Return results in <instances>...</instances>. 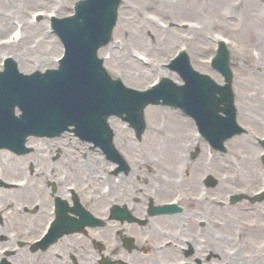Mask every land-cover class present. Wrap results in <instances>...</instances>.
<instances>
[{
	"label": "flooded vegetation",
	"instance_id": "flooded-vegetation-1",
	"mask_svg": "<svg viewBox=\"0 0 264 264\" xmlns=\"http://www.w3.org/2000/svg\"><path fill=\"white\" fill-rule=\"evenodd\" d=\"M58 138L24 156L0 149V262L218 264L217 201L209 193L216 195L217 180L205 184L200 163L178 171L179 163L161 154L119 147L126 170L115 172L120 164L108 161L103 192L102 184L91 187L86 165ZM210 168L205 174L217 179V167ZM168 202L177 208L152 211ZM113 204L135 218L113 217ZM88 212L98 223L89 222Z\"/></svg>",
	"mask_w": 264,
	"mask_h": 264
},
{
	"label": "rangeland",
	"instance_id": "rangeland-1",
	"mask_svg": "<svg viewBox=\"0 0 264 264\" xmlns=\"http://www.w3.org/2000/svg\"><path fill=\"white\" fill-rule=\"evenodd\" d=\"M72 2L73 0H0V18H2L0 19V56L7 50L12 53L17 52L15 58L19 68L24 71L53 66L56 57L62 51V47L59 40L50 31L48 15L49 13L58 16L68 14L71 11ZM153 3V7L156 6L157 8L155 9H160V11L156 10L158 14H155L153 7L147 10L149 15L148 27L147 30H142L140 31L142 33H139L141 42L132 43L125 40L124 35L118 38L116 36L118 26H116L113 30L112 40L106 46L100 48L98 54L104 57V65L111 74L120 76L130 86L143 88L161 76H170L177 79V75L164 67L163 63L173 56L178 49L183 47L188 52L195 69L209 74L215 81L221 83L222 76L211 67L210 58L215 53L216 41L219 39L225 40L233 73L232 88L235 93L237 120L244 127L245 132L227 140L225 142L226 152L215 157L220 184L218 199L221 201L220 197L226 195L229 192V188L233 187L231 185L227 186V180L224 177L226 173H231L236 165L244 168L246 156L248 157L249 154L252 155L255 152L259 158L262 151L261 146L257 143V138L264 136V53L259 48L252 49L253 56L259 63L258 67L250 66L251 61H254L253 58L244 61L248 65L247 67L245 65L240 66L238 58L234 56L232 44L234 42L237 43L235 49L245 46L246 41L244 38L242 39V32H220L219 27L213 22H221L224 17L232 21L234 17H238L241 20L242 15L246 11L260 12L261 10L263 17H260V20L264 23V1L156 0ZM196 7L199 8L198 12L193 9ZM122 8L123 4H121V14ZM142 10L140 9V11ZM162 10L167 13L170 10L173 12H170V17L167 18V15ZM215 10L216 12H214ZM193 24H201L203 25V30L209 32L210 35L213 34L210 39L207 38L208 42L203 43L204 46L202 48H200L201 41L204 42L202 37L207 33L194 30L191 26ZM16 28L20 30V35L17 39L1 40L6 37L7 33ZM197 41L199 43L194 44ZM251 48H253L252 44ZM151 108L166 109L167 107L149 105L145 109L146 128L142 135V141L138 143L139 146L157 148L155 152L162 153V157L167 158L169 156L168 150L166 151L160 147L171 148L172 146L173 149L177 147L175 151H178L179 147L191 146L201 140L200 137L195 135L194 128L188 126L187 136H178V139L172 142L165 141L164 136L169 134V127L168 121L162 119L163 116L154 118V121H156L154 124L160 125L161 130L149 131L152 119H149L150 116L148 117V110ZM176 111L178 112V110ZM166 115L169 116V114ZM172 115L174 116L175 113L172 112ZM176 117L188 123L190 121L188 117L182 114ZM115 122L118 123V126L115 124L117 128L114 126V129L120 130L123 136H129L128 128L122 127V124L117 120ZM198 143L202 144L200 156L203 162V146L205 144L203 142ZM37 145L40 146L38 143ZM171 154H174V151ZM174 157L176 158V154ZM177 158L174 160L175 162L178 161ZM258 158L255 160L253 169H250L249 172L254 178L257 176L263 177L262 175L264 174V168ZM90 164L91 172L97 170L94 162ZM245 167L247 168V166ZM96 180V177L91 179V183H96ZM256 186L257 184L252 185L250 192L255 190ZM242 206L239 205L238 207L242 209ZM242 210L239 214L235 213V211L225 208L223 203L219 202L217 212L218 229L225 232L227 230H235L234 241L227 243L225 250L232 247L230 250L234 253L239 247L243 255L251 254V260H253L258 253L256 249V246L259 245L258 242H261L260 245H264V241L262 242L261 239L254 241L251 238H246L243 228L251 225L253 221L257 220L255 218L258 217L254 214H245V211ZM249 218L253 219L246 224L245 221ZM231 221L236 222L237 228L232 226ZM262 223H264V220ZM219 233L221 234V232ZM226 236L230 238V231L226 233Z\"/></svg>",
	"mask_w": 264,
	"mask_h": 264
},
{
	"label": "water",
	"instance_id": "water-1",
	"mask_svg": "<svg viewBox=\"0 0 264 264\" xmlns=\"http://www.w3.org/2000/svg\"><path fill=\"white\" fill-rule=\"evenodd\" d=\"M92 3L100 6L99 12H94L100 18V25L87 22L91 12L83 5L77 9L76 16L52 18L55 31L65 45V55L57 69L31 74L7 69L0 73V84L9 78L14 83L12 88L0 85V99L9 101L11 108L17 102L24 110L20 124L12 120L9 113H0L3 119L0 130L2 127L6 130L0 140L9 146L17 145L28 133H46L52 127L66 124H74L76 131L89 139L102 140L108 132L105 119L109 114L125 112L134 123H141L142 108L160 98L163 103L181 107L194 116L200 131L214 144L240 132L241 128L235 123L231 72L223 45L212 64L224 75L227 81L224 85H217L207 75L194 71L183 54L175 66L183 76V85L164 78L145 91L125 88L119 79L106 76L101 59L95 56L97 47L109 39L118 0H93ZM12 92L24 93L27 99L20 100ZM219 111L225 116H220ZM106 141L109 142L108 134Z\"/></svg>",
	"mask_w": 264,
	"mask_h": 264
},
{
	"label": "bare ground",
	"instance_id": "bare-ground-1",
	"mask_svg": "<svg viewBox=\"0 0 264 264\" xmlns=\"http://www.w3.org/2000/svg\"><path fill=\"white\" fill-rule=\"evenodd\" d=\"M154 1L156 0H124L123 1V6L125 8V10L123 11L124 15L121 18V20H119L116 36L121 38L124 35L123 36L124 39L132 43L141 42L142 41L140 40L141 35L139 33H142L140 32L142 30H147V27H148L147 23H148V17H149L147 10H149L150 7L151 8L153 7ZM155 8L157 7L156 6L153 7V9ZM140 9H143V10L140 11ZM193 9L195 12L199 11V8L197 7ZM156 10L160 11V9H155L154 11L155 14H158ZM103 11L105 12V10ZM162 11L163 13L167 15L166 16L167 18L170 17L169 15L170 11H168V13L164 10ZM214 12H216V10ZM260 17H263V12H261V10L260 12L259 11H246L242 15L241 20L238 17H234L232 21L231 19L229 20L224 17L223 21L221 22L212 21L214 24L217 25V27H219L220 32L222 31L223 32H231V31L233 32L241 31L242 32L243 34L242 39L244 38V40L246 41L245 46L242 48L235 49L237 47V43L234 42L232 44V49H234L233 50L234 56L238 58L239 60L238 64L240 66L245 65L247 67L248 65H246L244 61L249 58L254 59V61H251L250 66L252 67L259 66L258 61L256 60L255 56H253L254 54H253L252 49L259 48V50L262 53H264V23L260 20ZM191 26L194 30H199L202 33H207L204 35V37H202L204 39L203 40L204 42L201 41V44H200V48H202L204 46L203 43H206V41L208 42L207 38L210 39V36L213 34L210 35L209 32H206L205 30H203L202 28L203 25L201 24L200 25L193 24ZM204 28L206 27L204 26ZM198 43L199 41L194 42V44H198ZM251 44L253 48H251ZM1 86H4V84H1ZM166 114H169V116H167ZM148 116H150L149 119H152V121L150 122L149 131H156V130L160 131L161 130L160 125L154 124V122L156 123V121H154L155 117L163 116L162 119L164 121L165 120L168 121L167 123L169 127V130H168L169 134H166L164 136L165 141L172 142L173 140H177L178 136L188 135L187 127L189 126V123H187V121L185 120H182L181 118L176 117V115L173 116L172 111L170 110L151 108L148 110ZM175 148L177 147H174V149ZM90 152H92V155H90V159L96 158L97 152L96 151H90ZM255 156L257 155L255 152H253L252 155L249 154L248 157L246 156L244 159L245 161L243 165L244 170L241 172V176L243 177V180H242L244 181L243 184H246V186L251 185L249 182L257 183V180L249 174L250 169H253L255 165V159H254ZM245 166H247V168ZM231 222H232V226L234 228L235 227L237 228L236 222L235 221H231ZM256 226H251L248 229L243 228V229H247L244 232L247 234L248 239L250 236H254V235L261 236V232L264 231V223L258 222ZM252 228H254V230ZM229 231H230V235L232 236V238L230 236V238L225 237L223 239L226 240L227 243H232L235 237V230H227L226 232L228 233ZM224 245H225L224 242H222L217 237V242L214 245L217 250L216 254L218 257L222 258L224 261L230 262V264H242V263L251 264L252 262H254V259H257V260L260 259V258L255 257L253 260H251V257H252L251 254H248L247 256H245L241 253V251H238V250H236L234 253H230V250H227V251L223 250L222 246Z\"/></svg>",
	"mask_w": 264,
	"mask_h": 264
}]
</instances>
